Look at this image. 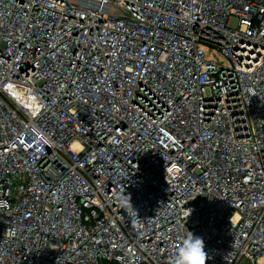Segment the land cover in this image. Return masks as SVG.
<instances>
[{"label": "built area", "instance_id": "2783aa9c", "mask_svg": "<svg viewBox=\"0 0 264 264\" xmlns=\"http://www.w3.org/2000/svg\"><path fill=\"white\" fill-rule=\"evenodd\" d=\"M264 264V0H0V264Z\"/></svg>", "mask_w": 264, "mask_h": 264}, {"label": "clouds", "instance_id": "9594fccd", "mask_svg": "<svg viewBox=\"0 0 264 264\" xmlns=\"http://www.w3.org/2000/svg\"><path fill=\"white\" fill-rule=\"evenodd\" d=\"M206 254L203 241L192 233L181 242V248L172 258L171 264H205Z\"/></svg>", "mask_w": 264, "mask_h": 264}]
</instances>
